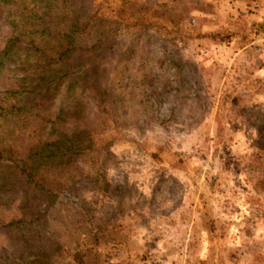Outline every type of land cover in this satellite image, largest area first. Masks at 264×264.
Instances as JSON below:
<instances>
[{
	"label": "rangeland",
	"instance_id": "374dc122",
	"mask_svg": "<svg viewBox=\"0 0 264 264\" xmlns=\"http://www.w3.org/2000/svg\"><path fill=\"white\" fill-rule=\"evenodd\" d=\"M51 1L23 0L16 22L39 21L32 7ZM88 1L100 19L81 44L103 30L125 42L148 32L153 51L141 45L134 69L184 60L188 100L174 112L150 103L127 124L122 112L115 124L84 94L80 130L91 126L101 144L78 153L76 189L48 199L40 222L0 229V264H264V0ZM6 18L0 1V38ZM66 92L50 117L73 106Z\"/></svg>",
	"mask_w": 264,
	"mask_h": 264
},
{
	"label": "trees",
	"instance_id": "16d2710c",
	"mask_svg": "<svg viewBox=\"0 0 264 264\" xmlns=\"http://www.w3.org/2000/svg\"><path fill=\"white\" fill-rule=\"evenodd\" d=\"M0 1L8 26L0 38V212L12 214L8 222L0 220V229L12 234L21 224L40 222V208L48 199L76 189L83 175L76 156L101 144L91 126L80 130L81 118L89 125L81 116L84 94L98 98L101 111L111 114L115 124L122 123L116 119L122 112L130 113L127 124L138 121L139 110L147 111L150 103L167 101L173 112L180 109L190 87L182 59L163 55L148 59L151 65L142 70L134 69L141 45L153 51L148 32L125 42L103 30L91 44H81L79 35L100 19L91 1L54 0L44 7L35 3L31 10L42 15L31 24L15 20L29 4ZM47 43L53 45L51 52L45 49ZM63 84L66 102L73 106L66 105L52 118L46 111Z\"/></svg>",
	"mask_w": 264,
	"mask_h": 264
}]
</instances>
